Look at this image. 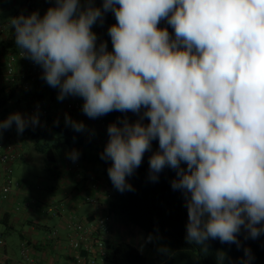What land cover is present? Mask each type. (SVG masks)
I'll list each match as a JSON object with an SVG mask.
<instances>
[{"label": "clouds", "instance_id": "clouds-1", "mask_svg": "<svg viewBox=\"0 0 264 264\" xmlns=\"http://www.w3.org/2000/svg\"><path fill=\"white\" fill-rule=\"evenodd\" d=\"M94 3L53 0L42 17L35 11L12 17L21 56L42 68L59 100L82 98L90 119L113 111L139 116L107 127L100 158L111 161L107 173L116 190L134 191L127 177L158 140L149 179L156 182L165 167L176 171L171 187L185 196L189 243L205 252L210 239L240 247L242 228L246 238H258L264 233V0H102L103 11ZM109 11L116 20L108 29L112 51L106 42L97 45L92 30ZM162 20L174 37L159 27ZM65 123L76 132L86 127L67 115ZM13 124L22 134L39 124L38 114L0 120V139ZM78 156L68 154L73 161ZM244 252L251 260L250 249Z\"/></svg>", "mask_w": 264, "mask_h": 264}, {"label": "trees", "instance_id": "trees-1", "mask_svg": "<svg viewBox=\"0 0 264 264\" xmlns=\"http://www.w3.org/2000/svg\"><path fill=\"white\" fill-rule=\"evenodd\" d=\"M12 1L0 0V6ZM29 1H26L28 7L24 9L22 14L27 16L34 11L41 14L43 6L41 5V1L33 0V4ZM94 6L101 8L103 11L102 0H95ZM6 23H9V21ZM115 23L114 13L109 11L103 14L102 20H98L93 25L98 27L97 45L99 46L101 42H106L108 51H112L108 29ZM10 27L9 23L8 26L5 25L4 29ZM159 27L167 28L169 33L174 37V30L166 20H162ZM19 51L15 44V32H13L6 41L0 42V68H5L8 57L16 55ZM20 63L25 66L23 72L27 71L28 65H25L23 62ZM23 82L16 74L13 82L0 86V120L7 119L13 113V110L16 109H21L22 111H19V113L22 112V115L30 116L28 115V108L31 102L33 100H45L46 106L50 110V115L46 120L49 123L42 122L36 126L29 124L22 134L17 133L15 124H13L3 134L13 133L14 137H18L24 145H31L36 152L43 155L44 167L47 170L53 167L62 146H69L78 151L79 158L74 161L75 163L78 160H87L89 162L91 160L99 163L101 166V184L94 177L90 178L92 183L97 182L99 187L100 185L103 187L106 213L110 216L111 223L110 233L103 239L104 254L101 256L102 260L97 258V264L100 261L105 264H264V233L256 239L246 238L247 232L242 228L241 233L238 234L240 247H237L236 244L221 243L219 240L210 239L207 241V252L203 250L202 246L189 243L186 240L188 217L185 196L182 191L173 190L171 187V181L176 178V171L165 167L158 174L156 182L149 179V157L152 152L158 150V140L152 142V149L145 153L140 167L135 170L132 176L127 177L128 183L132 185L134 191L121 193L114 188L107 173L111 161H105L100 158V154L103 152L109 139L107 127L111 123L119 124V121L125 117H127L129 122H135L139 119L137 114L113 111L104 115L102 127L99 124L103 130L102 139L100 143H96L86 127L84 132H76L65 123V120L58 119L53 115L55 110L60 109L63 104L62 102L58 104L59 102L55 101L58 98V89L48 86L42 77L37 82L29 81L28 85ZM41 83L46 85L42 87ZM39 85L42 89L41 87L39 88ZM54 93L56 94L54 95ZM51 101H53V104ZM81 115H83V112L74 113L71 115V118L74 121L81 122L77 118ZM38 118L41 117L38 115ZM143 122L147 123L148 121L145 119ZM0 143H3L5 146L9 145V143L1 140ZM19 158L20 154L12 164V175L13 165ZM182 166L186 167L183 163ZM14 180L17 181L16 178ZM37 188L38 185L35 186V189ZM116 217L137 229V232L141 234V239L136 243L123 240H119L116 243L110 242L109 238L112 234L113 219ZM66 230L67 238H69L70 231L67 228ZM53 231L57 232V239V230L49 231L48 235ZM245 248L250 249L251 260H248L245 256ZM219 252L225 253L222 261H218L217 259ZM81 254L90 257L86 251Z\"/></svg>", "mask_w": 264, "mask_h": 264}, {"label": "crops", "instance_id": "crops-1", "mask_svg": "<svg viewBox=\"0 0 264 264\" xmlns=\"http://www.w3.org/2000/svg\"><path fill=\"white\" fill-rule=\"evenodd\" d=\"M26 1L28 0H13L0 6V42L6 41L10 34L14 32V29L11 27L2 30L1 26L12 17L22 14L24 9L28 7ZM48 8L49 6H42L41 17ZM92 30L98 35V27L93 26ZM24 67L22 63H18V78L21 77L25 70ZM3 74L4 68L2 67L0 68V86L7 85V83H3ZM41 84L42 87L46 85ZM40 85L39 88L41 87ZM66 98L79 99L80 97L68 96ZM66 98L62 100V103ZM19 111L22 110H13V113ZM77 118L85 123L86 129L93 136L96 143H100L103 133L102 128L97 123L89 121L84 113ZM44 119L39 118V123L46 121ZM0 140L9 143L12 149H15L20 154V158L14 163L13 167L20 165L19 175H21L20 177L19 175L15 177L21 183V187L14 189L7 199L0 198V241H2L0 243V263L19 264L21 261L20 246L21 241L24 239L31 248L32 257L37 259L41 264H71L73 252L68 245L65 226L67 218L72 216L78 221L85 222L107 212L102 185H100L98 191H92L91 189L92 180L90 177H94L95 180L97 179L100 184L102 182L100 179L101 166L99 163L91 160L90 162L78 160L75 163L68 158V154L75 149L69 146H62L53 167L47 170L48 176H40L38 171L34 172V174L27 173V169L24 168L25 163L34 162L40 166H44L43 155L36 152L31 145H24L18 137H14L13 133L3 134ZM78 174H80V179L77 178ZM29 175L38 177L39 183L37 184V189H35L36 185L27 178ZM42 183L46 184L43 185ZM1 185L2 174L0 165V188ZM65 188L72 189L66 190ZM58 189H63L68 194L58 198L59 209L57 208V212L52 210L53 207H56L53 203L52 208L51 206H49V209L47 208L48 202L46 200L57 198L55 191ZM85 193L98 198L100 210L96 212L92 205L82 202L81 196ZM29 200L33 201L32 207L26 209L23 207V204ZM18 205H20L19 210L16 209ZM61 209H64V211ZM48 218L55 220V225L50 226ZM113 220L112 234L109 238L110 242L116 243L119 240H123L136 243L141 239V234L137 232V229L131 227L118 217ZM51 230L58 231V238L54 241L47 239L48 232ZM99 264L105 263L100 262Z\"/></svg>", "mask_w": 264, "mask_h": 264}, {"label": "built area", "instance_id": "built-area-1", "mask_svg": "<svg viewBox=\"0 0 264 264\" xmlns=\"http://www.w3.org/2000/svg\"><path fill=\"white\" fill-rule=\"evenodd\" d=\"M33 0H30L31 4ZM41 5L47 7L53 6V0H40ZM5 25L9 23H4L1 26L3 30ZM23 62L25 65H28L27 71L23 72L20 79L23 83L28 85L29 81H40V78L43 75L42 68L32 62L29 59L23 58L21 52L19 51L16 55H10L5 63L3 82L11 83L14 81L17 74V65L18 63ZM83 99H65L60 109L55 110L54 114L58 119L65 120L66 115L71 117L74 113L83 112L82 111ZM50 110L46 106L45 100H33L28 108V115L38 114L41 118L47 119L50 115ZM86 116V115H85ZM89 121L95 122L102 127V122L104 116H100L95 119H90ZM84 132V131H83ZM19 157L18 152L15 149H12L10 145H3L0 143V164L2 165V185L0 188V198L7 199L14 189L21 187L20 182L14 180L12 175V164ZM77 178L80 179V175H77ZM92 191H98L99 185L97 182H93L91 186ZM81 200L84 204H90L95 208L97 212L100 210V202L95 196L88 194H82ZM49 203V202H48ZM47 203V204H48ZM32 202L28 201L23 204V207L30 208ZM52 206V203L50 204ZM17 210L20 209V205L17 206ZM56 211V209H52ZM64 211V209H61ZM110 216L105 213L94 217L91 221H78L75 217H69L66 220L65 226L70 231L69 232V241L68 245L71 249L72 260L71 264H97V258L101 259V256L104 254L103 239L107 237L110 233ZM57 237V232L53 231L50 235L47 236L48 240H54ZM2 241H0L1 243ZM30 246L26 240H23L20 246V256L21 261L19 264H41L37 259L32 257ZM86 251L90 257H86L81 253ZM97 255V256H96ZM96 257V259H95ZM100 261V260H99ZM4 264V263H0ZM48 264V263H47Z\"/></svg>", "mask_w": 264, "mask_h": 264}, {"label": "rangeland", "instance_id": "rangeland-1", "mask_svg": "<svg viewBox=\"0 0 264 264\" xmlns=\"http://www.w3.org/2000/svg\"><path fill=\"white\" fill-rule=\"evenodd\" d=\"M6 23V22H5ZM4 24V23H3ZM48 96V95H47ZM46 96V97H47ZM55 101L56 102H59L58 104H61V100H59L58 98L57 99H55ZM51 103L53 104V101H51ZM44 119V118H43ZM44 120H47V119H44ZM44 122H48L49 123V121H44ZM24 168H26L27 169V173H33L34 174V172H36V171H38L39 173H40V176H48L49 174H48V171H47V169L44 167V166H40V165H38V164H36V163H34V162H30V163H25V167ZM19 171H20V165H15L14 167H13V178H15L16 176H18L20 173H19ZM21 175H19V177H20ZM28 179H30V182H32L33 184H35V185H37L38 183H39V181H38V177H36V176H34V175H29L28 177H27ZM43 184V183H42ZM44 185V184H43ZM66 190H71L72 188H65ZM32 191V190H31ZM66 194H68V192L67 191H65V190H63V189H58V190H56L55 191V195H56V197L57 198H54L53 200L52 199H48V200H46L47 202H49L48 203V205H47V208L49 209V206H50V204L51 203H53V205L54 206H56V207H53L52 209H56L57 210V208L59 209V202H58V198L59 197H61V196H63V195H66ZM47 197V196H46ZM48 198V197H47ZM88 205H90V204H88ZM45 210V209H44ZM49 220V223H50V226H53V225H55V223H56V221L55 220H53V219H51V218H48ZM131 226V225H130ZM136 246H138V245H136ZM101 262V261H100ZM102 263V262H101Z\"/></svg>", "mask_w": 264, "mask_h": 264}]
</instances>
